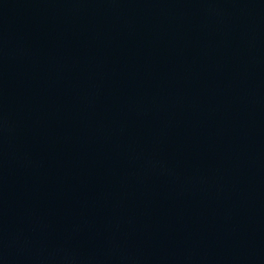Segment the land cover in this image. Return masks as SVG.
<instances>
[{"label": "water", "instance_id": "1", "mask_svg": "<svg viewBox=\"0 0 264 264\" xmlns=\"http://www.w3.org/2000/svg\"><path fill=\"white\" fill-rule=\"evenodd\" d=\"M0 264H264V0H0Z\"/></svg>", "mask_w": 264, "mask_h": 264}]
</instances>
